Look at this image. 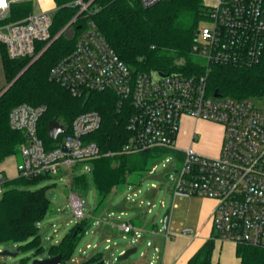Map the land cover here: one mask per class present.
Returning a JSON list of instances; mask_svg holds the SVG:
<instances>
[{"label":"built area","instance_id":"obj_1","mask_svg":"<svg viewBox=\"0 0 264 264\" xmlns=\"http://www.w3.org/2000/svg\"><path fill=\"white\" fill-rule=\"evenodd\" d=\"M23 1L0 0V21L8 18L12 4ZM139 1L149 8L162 0ZM76 4L87 8L82 0ZM52 16L53 12L34 13L22 21L0 25V44L7 47L9 57L33 56L36 42L50 39ZM191 52L208 69L213 65L252 67L259 63L264 55V0H218L197 31ZM50 80L77 98L92 92L114 93L118 112L127 118L129 135L121 153L168 150L182 155L174 198L214 200L215 239L264 249V97L209 95L207 73H136L119 58L93 21L79 36L75 49L51 69ZM46 111L45 106L27 104L11 111V128L27 138L20 148L18 177H50L65 171L72 179L77 167L87 169L91 161L113 155L103 154L95 142L85 140L102 126V116L96 111L78 115L62 142L55 145L63 134L51 139L54 145L47 148L38 135L39 121ZM184 117L223 127L218 157L201 155L194 147L177 148ZM155 169L152 167L149 174ZM5 181L0 173V185ZM72 203L74 216L84 218L81 197L73 195ZM118 228L125 234L134 233L136 240L142 238L130 222Z\"/></svg>","mask_w":264,"mask_h":264},{"label":"trees","instance_id":"obj_2","mask_svg":"<svg viewBox=\"0 0 264 264\" xmlns=\"http://www.w3.org/2000/svg\"><path fill=\"white\" fill-rule=\"evenodd\" d=\"M79 0H54L50 39L36 42L34 55L11 59L7 47L0 44L8 85L43 52L25 73L0 98V163L7 158L20 156L26 135L10 126L11 111L22 104L45 106L47 111L38 125V135L51 148L49 124L59 122L70 133L73 120L83 112L96 111L102 116L100 130L86 137L95 142L103 154L113 153L91 161L87 175H75L72 187L81 197L86 196L89 178L95 187L100 203L105 202L115 189L137 185L140 178L149 174L154 159L164 150H148L137 154L121 153L128 140L127 118L117 110V97L112 92H92L80 98L50 80L51 69L76 47L79 36L91 21L106 38L119 58L136 73L204 75L208 74V94H220L234 99L264 97V55L252 67L210 66L209 69L192 54L196 33L207 20L210 7L205 0H162L144 8L139 0H82L87 8L77 5ZM33 0L12 4L8 18L0 25L22 21L34 11ZM73 20L68 29L48 48ZM47 48V49H46ZM60 136L57 143L62 142ZM49 176L27 179L18 177L3 184L0 200V245L23 244L34 248L42 259L63 256L62 264H75V250L87 232L90 222L82 220L67 234L61 243L44 255L39 233L40 223L50 214L52 204L45 189L27 187ZM136 177L137 179H135ZM169 219V215H168ZM167 219V224H168ZM215 236H211L189 259L187 264H214ZM240 264H264V249L247 245L236 246ZM80 264H105L104 254L95 252Z\"/></svg>","mask_w":264,"mask_h":264},{"label":"rangeland","instance_id":"obj_3","mask_svg":"<svg viewBox=\"0 0 264 264\" xmlns=\"http://www.w3.org/2000/svg\"><path fill=\"white\" fill-rule=\"evenodd\" d=\"M33 1L35 8L32 14L42 13L44 7H53V0ZM217 1L205 0V5L215 7ZM67 34L72 36L73 30L68 29ZM36 60L37 57L27 67L29 68ZM211 124L217 125L219 128H214ZM181 128L184 139L180 143L178 141L177 147L185 149L183 146H186L189 148L195 133V151L207 157L217 156L219 137L223 133L221 125L205 121L196 123L188 118V120L182 121ZM62 136L65 138V134ZM17 157V159L10 158V172L15 173L13 165L21 158ZM167 159H170L171 163L166 162ZM182 162V155L164 150V153L154 159L152 163V167H156L153 174L141 177L137 185H126L115 189L103 203H100L92 179L89 178V188L85 197L88 199L91 209L84 208L85 217L82 219L74 216L72 196L79 195L72 187L70 175L65 171L28 186L27 188L33 191L45 189L52 204L50 214L39 225L44 255L54 245L61 243L64 237L82 220H87L90 222V226L75 250L73 257L76 261L75 264H80L81 260L95 252L105 255V264H150L151 262L156 264L159 256L156 252V244L161 241V238H165L167 233L195 235L200 231L201 211L209 206L203 198H174V183ZM90 171V164L87 169L77 167L74 176L87 175L89 177ZM170 173L172 177L166 178ZM4 190V186L0 185V200ZM149 194L151 195L149 196ZM167 212H169V219L165 228L163 218ZM131 221L140 230L142 238L139 240H136L134 233L125 234L118 228L121 223ZM105 232L107 234L104 236ZM149 243H152V246ZM133 248L137 249V253L132 254L127 260L118 261L121 254ZM0 252L8 253L6 256H0V264H33L35 260L43 257L32 247L24 248L23 244L0 245Z\"/></svg>","mask_w":264,"mask_h":264},{"label":"crops","instance_id":"obj_4","mask_svg":"<svg viewBox=\"0 0 264 264\" xmlns=\"http://www.w3.org/2000/svg\"><path fill=\"white\" fill-rule=\"evenodd\" d=\"M55 9H56V5L53 0V7L52 8L48 6L44 7L43 12H53ZM7 86H8V82H7L5 69L3 66V62L0 58V94L6 89ZM188 118L190 117H184L183 120H188ZM190 119L194 120L196 123L199 122V120H195L193 118ZM211 125L214 128H219L217 125L214 124ZM183 137L184 134L182 133V128L180 126V130L177 138V144L178 141L179 143L183 141L184 139ZM194 137H195V133L192 137V142L189 147H194V142H195ZM222 142H223V133L219 137V148L216 157L220 155ZM177 148L181 151L188 149L186 148V146H183V148L185 149H181L179 147ZM10 158L17 159L18 157L17 156L9 157L3 163H0V173H2L5 176L6 181L18 178L17 166L20 161L17 162L16 160L17 163L13 165L15 167V173H13L9 171ZM150 195L151 194H149V196ZM204 200L206 201V204L209 206L205 207L201 211L200 214L201 220L199 225L200 231L193 236L187 233H183V234H172L171 237L168 239L166 237L161 238V241H159V243L156 244L157 245L156 248L160 249V251L158 252L159 254L158 262L156 264H187L189 259L202 247V245L208 239H210L211 236L214 235L212 213L217 203L214 200H210V199H204ZM130 223H132V221ZM105 234H107V232L104 233V236ZM104 259H105V255H104ZM73 261L76 262L75 259H73ZM83 261H85V259L81 260V263ZM212 261L214 264H240V259L236 255V245L231 243L221 242L218 239H215V249L212 256ZM152 263L153 262H151L150 264Z\"/></svg>","mask_w":264,"mask_h":264},{"label":"water","instance_id":"obj_5","mask_svg":"<svg viewBox=\"0 0 264 264\" xmlns=\"http://www.w3.org/2000/svg\"><path fill=\"white\" fill-rule=\"evenodd\" d=\"M75 20H73L56 38H54L50 44L47 46V48L56 40L58 39L64 32L67 28H69V26L74 23ZM46 48V49H47ZM45 51V50H44ZM43 51V52H44ZM43 52L41 54H39L37 56V59L43 54ZM28 69V67L11 83L9 84L6 89L0 94V98L1 96L25 73V71ZM219 94H215V97H218ZM65 133V129H64V126L61 125L59 122H55V121H52L50 122L49 124V137L53 140H56L59 135L61 134H64ZM168 176H166L167 178ZM82 199V202L84 204V208L90 210L91 209V205L89 204V201L86 197H81ZM168 215H169V212H167L163 218V224H164V227L166 228L167 227V219H168ZM137 253V249L136 248H133V249H129L127 251H125L123 254H121L118 258V261H124V260H127L132 254H135ZM8 255L7 252H0V256H6ZM62 261H63V256L62 255H58V256H54V257H50V258H45V259H39V260H35L33 262V264H62Z\"/></svg>","mask_w":264,"mask_h":264}]
</instances>
